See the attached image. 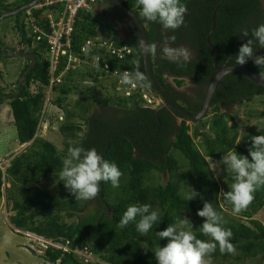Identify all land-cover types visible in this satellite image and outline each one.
I'll return each mask as SVG.
<instances>
[{
    "label": "trees",
    "instance_id": "16d2710c",
    "mask_svg": "<svg viewBox=\"0 0 264 264\" xmlns=\"http://www.w3.org/2000/svg\"><path fill=\"white\" fill-rule=\"evenodd\" d=\"M31 1L15 0L7 3V0H0V15ZM120 1L145 28L156 82L170 99L191 113L201 110L206 89L216 73L213 66L216 53L206 40L214 9L217 7L210 42L218 50V65L236 56L241 44L247 41V37L239 38L241 29L251 30L264 23L262 0H182L187 7L184 26L175 32L165 33L158 23L148 22L139 16L136 0ZM100 4L107 6L108 11L115 12L119 20L124 22L115 9L99 1L89 11L80 10L72 33L74 51L86 39L97 37L99 19L96 16L98 13L93 15V12ZM28 10L16 15L22 19H16L15 24L22 42L28 45L27 52L35 56L36 64L30 71H27L28 63L22 68L16 90L13 91V94L17 91L20 93L5 98L11 110L18 144L28 146L10 159L8 166H0V198L4 195L7 201L12 202L14 214L10 215L9 222L15 229L51 243L46 245L42 259L48 264H156L152 251L165 241H160L155 232L182 217L191 216L198 221V227L193 229L198 239L211 240V237L200 231L204 218L196 214L203 202L208 201L223 216L226 221L224 226L232 230L234 251L221 253L217 246L213 253L205 257L220 264H243L257 257L264 260V225L253 218L264 207V187L255 191L253 200L244 209L235 212L224 197L221 201L217 200L221 186L211 174L208 161L212 158L220 160L231 148L239 154L248 155L251 139L245 140L242 147L236 144L237 122L229 110L238 103L260 97L264 115V87L239 73L226 74L213 93L210 103L212 115L205 121L187 118L169 106L159 108L154 101L146 103L143 95L160 96L146 78L136 39L127 26L129 33L125 39L116 36L110 41L117 47L128 46L131 53L118 59L117 56L104 54L103 49L89 52L90 55L98 54L101 57L100 65L107 62L108 71L94 67L83 73L94 76L97 81L109 80L110 89L105 88L102 95L86 92L87 98L76 102L74 110H69L65 107V100L77 88L71 81L75 73L82 70L69 71L62 83L52 88L49 103L60 109L64 118L58 126L62 140V149H59L53 142L36 136L42 117L45 116L47 44L43 38L32 46V38H27L23 15ZM30 10L35 21L44 24L42 16L45 9ZM166 35H174L175 41L168 42ZM164 42L171 50L179 46L186 47L190 54L189 60L185 62L159 54V47ZM260 54H264V48H257L254 53ZM0 55L8 58L1 51ZM234 63V58H231L228 66ZM246 66L254 73L264 74V69H260L253 61L248 60ZM134 70L144 74V81L135 84L128 96L125 92L130 90L131 85L122 84V92L116 91L120 75L124 71ZM113 72L117 73L115 77ZM169 77L174 86L169 84ZM184 79L194 85V96L176 90L183 85ZM33 86L35 93L30 91ZM5 96L0 89V100ZM180 102L186 103V106ZM96 107L101 111L94 110ZM177 119H180L179 123ZM188 121L199 122L200 126L191 128ZM259 135H264V129L260 130ZM80 145L96 148L105 159L117 164L122 172L120 186L113 188L110 183L101 182L99 193L90 201L75 199L62 182H57L55 195L40 188L41 179L59 173L67 149ZM181 156L183 159H180ZM182 160L184 165L181 164ZM164 172L169 176L175 175V181L151 183L153 173L160 175ZM228 179L231 185V175ZM185 182L190 183L203 199L198 197L189 202L183 199L181 186ZM92 201L94 207L88 209ZM144 203L151 204L153 209L159 211L161 223L154 225L153 230L145 236L135 230L134 223L121 229L119 220L126 207ZM76 251L91 256L93 260L83 258Z\"/></svg>",
    "mask_w": 264,
    "mask_h": 264
},
{
    "label": "clouds",
    "instance_id": "9594fccd",
    "mask_svg": "<svg viewBox=\"0 0 264 264\" xmlns=\"http://www.w3.org/2000/svg\"><path fill=\"white\" fill-rule=\"evenodd\" d=\"M42 2L44 0L40 3ZM136 6L139 8L141 18L158 23L165 33L175 32L185 24L187 7L182 0H136ZM43 9L48 11L47 8ZM244 37L248 39L239 47L234 64H246L255 56L257 48H264V23L256 25L251 30L241 29L239 38ZM165 39L174 42L175 36L166 35ZM31 43L35 46L37 41L32 39ZM183 60L185 62L189 60L186 50L183 51ZM253 63L264 69V54L255 56ZM96 67L99 68V62ZM227 71L231 72V68ZM258 77L259 80H264V74L258 73ZM144 79V74L139 70L124 71L120 75V83L123 85L141 84ZM115 90L117 91V84ZM147 97L151 103L161 100V97L153 95ZM161 104L155 103L156 106ZM250 139L251 146L247 149V156L231 148L220 159L222 170L231 174L233 182L230 191L221 190L218 195H222L231 203L235 212L244 209L253 200L255 191L264 187V135L253 136ZM121 176L122 172L115 162L105 159L96 148H85L83 145L70 146L67 149V154L62 157L61 170L56 175L57 182H62L75 199L83 201H90L97 196L101 182L110 183L113 188H118ZM185 189L182 196L186 201H194L198 197L203 199L200 193L186 182ZM196 214L204 218L199 227L200 231L211 237V240L198 239L192 222L187 217H182L175 223H169L163 230L155 232L160 241H165L152 251L156 264H203V258L213 253L217 246L221 253L234 251L231 243L232 230L224 226L226 221L211 202L204 201ZM130 223H134L135 230L141 236H145L153 230L154 225L161 223V217L159 211L153 209L151 204H130L123 212L118 226L123 229Z\"/></svg>",
    "mask_w": 264,
    "mask_h": 264
},
{
    "label": "rangeland",
    "instance_id": "374dc122",
    "mask_svg": "<svg viewBox=\"0 0 264 264\" xmlns=\"http://www.w3.org/2000/svg\"><path fill=\"white\" fill-rule=\"evenodd\" d=\"M15 0H7V3L13 2ZM264 8V0L261 1ZM111 8V7H110ZM98 13V14H97ZM97 14V15H96ZM93 15H96L99 19V24L97 28V39L100 40H111L112 37H118L120 39H125L128 35L127 23L119 20L118 15L112 11L107 10V6L98 5L96 6ZM16 19H22V17L10 16L4 19H0V43L2 44L3 50H8L12 52L25 51L27 52L28 45L22 42L19 30L16 27ZM25 29L27 31V38L31 37L28 29V16L23 15ZM159 54L164 55L168 58H179L183 59V51L186 50L188 55V49L183 46L168 49V44L163 43L159 47ZM168 49V51H166ZM29 64V62L24 58L8 56V58L0 55V89L6 95L13 94L16 90L17 81L20 78V72L22 68ZM89 66L81 68L82 72H76L72 78V84L77 87L73 92L67 96L65 100V107L69 110L75 107V103L78 101H83L87 98V93L99 95L103 94L105 88H111L109 80L97 81L94 76H86L83 74L88 70ZM170 85L172 83L171 78H168ZM21 83V81H20ZM123 89V88H122ZM180 93L188 94L191 96L195 95L194 85L188 80L184 79V83L181 87L176 88ZM32 91V88H30ZM18 92V91H17ZM16 92V93H17ZM119 93H121L118 90ZM149 94V91H147ZM152 97V94H150ZM7 98V97H6ZM8 99V98H7ZM3 97L0 100V166H8L9 160L15 157V155L22 153L28 144L19 145L15 137V127L12 123V115L10 107L8 106V100ZM155 103H161V100H156ZM182 103V102H180ZM186 106V103H182ZM76 109V108H75ZM98 109L97 107L94 110ZM101 111V109H98ZM45 116L42 117V122L39 125L36 136L53 142L57 148L62 149L61 136L58 133L59 123L63 121V114L60 109L47 103L45 105ZM229 112L235 116V121L237 122L238 136L236 138V144L238 146H243V142L250 139L253 136H257L261 129H264V115L263 106L260 101V97H253L251 101H245L238 103L231 107ZM207 115V116H206ZM206 117L202 118V121L208 120L212 115V110L208 109ZM59 121V122H58ZM177 123L180 119L176 120ZM187 124L192 128L195 125L200 126V123H193L188 121ZM180 159H183L181 156ZM209 169L211 174L220 183V191L231 190L230 180L228 179L231 175L226 170H222L223 165L221 161L215 158L208 159ZM181 164L184 165L183 160ZM58 174H51L46 178L40 180L39 187L47 190L49 193L56 194V184ZM151 183H161L164 184L167 180L175 181L176 176H169L167 172L162 174L153 173L151 176ZM191 186L190 183H187ZM230 186V187H228ZM8 187V184L6 185ZM181 189L185 191V185L181 186ZM17 193V192H16ZM222 195L217 196V200H222ZM12 202L7 201L5 196L0 198V264H48L42 259V255L46 248V245L51 244L50 242L35 236L34 234L21 232L15 229L9 222L10 215L14 212L11 210ZM94 207V201L89 202L88 209ZM232 214V213H230ZM193 225V229L198 227V221L194 220L191 216H186ZM264 225V207L261 208L253 216ZM247 223L246 220H243ZM55 247H61L59 244H53ZM77 254L82 255L83 258L93 260L91 256L76 251ZM203 264H220L218 261H213L207 257L203 258ZM243 264H264V260L261 257L246 260Z\"/></svg>",
    "mask_w": 264,
    "mask_h": 264
},
{
    "label": "built area",
    "instance_id": "2783aa9c",
    "mask_svg": "<svg viewBox=\"0 0 264 264\" xmlns=\"http://www.w3.org/2000/svg\"><path fill=\"white\" fill-rule=\"evenodd\" d=\"M97 0H44L34 8L41 10L47 8L48 12L42 16L44 24H39L32 16V12L27 11L29 19L28 29L30 36L34 41L39 42L41 39L46 40L48 60V85L46 87L45 105L49 103L51 98V90L54 86L62 83L64 76L69 71L80 70L85 66L91 68L96 67L97 62L101 61L98 54L90 55L89 52L103 49L104 54L109 57L117 56L118 59L124 58L125 55L131 53V49L126 46H115L110 40H100L97 38H88L80 46L77 51L72 48V33L76 16L80 10L89 11ZM47 28V30L45 29ZM99 70L108 71L107 62L99 64ZM113 76L117 73L113 72ZM135 84L131 85L130 90L125 92L128 96L131 90L135 88ZM123 85L120 79L117 81V91L122 92ZM31 92H36L34 86ZM147 103H151L146 95H143Z\"/></svg>",
    "mask_w": 264,
    "mask_h": 264
},
{
    "label": "water",
    "instance_id": "95a60500",
    "mask_svg": "<svg viewBox=\"0 0 264 264\" xmlns=\"http://www.w3.org/2000/svg\"><path fill=\"white\" fill-rule=\"evenodd\" d=\"M41 1H43V0H33L30 3H27V4H25L19 8L12 9L9 11H5L4 13H2L0 15V19H4V18L10 17V16H16L18 13L36 6ZM98 1L101 3H105V4L109 5L110 7H112L113 9H115L116 12L125 20L127 25L130 27L131 31L133 32L134 37H135L136 42H137V45H138V48H139V51L141 53L143 69H144V73L146 75V78H147L150 86L161 97L162 104L160 105L159 108L169 106L187 118H190L192 120H199L206 115V112L208 110V107H209L210 101L212 99L213 93H214L218 83L220 82V80L226 74L232 73V72L233 73H239V74L245 76L246 78H248L251 82H253V83H255L261 87H264V80H259L258 74L251 71L246 66V64H244V65L235 64L233 66L227 65V61H229L231 58L235 59V56L228 58L224 64L217 65V61L219 58L218 50L210 42V35L215 28V12L217 9V7H216L212 13V16H211V21H212L211 29L208 32V34L206 35V40H207L208 45L216 53V57H215V60L213 62V66L216 70V73H215L213 79L211 80L210 84L208 85V87L206 89V93H205V97H204V100L202 103L201 110L197 113H191V112L185 110L177 102H174L172 99H170L167 96V94L161 89V87L159 86V84L155 80L154 73H153V67H152L150 45H149V41H148L146 31H145L143 24L138 20V18L130 10H128L125 7V5L120 0H98ZM0 50H1L2 54L5 56H12V57L21 56V57L27 58L29 61V66L27 68V71H30L34 67V65L36 64L35 56L31 53H28L25 51L12 52V51H8V50H3L2 48H0ZM255 56H263V54L262 55H255ZM255 56L253 58H250L249 60L253 61ZM229 68H231V72L227 71V69H229ZM19 93H20V91H18L17 93H14V94H9V95L5 96L4 98H6L8 96H15ZM157 111L158 110H156V113H157Z\"/></svg>",
    "mask_w": 264,
    "mask_h": 264
},
{
    "label": "flooded vegetation",
    "instance_id": "af4514ba",
    "mask_svg": "<svg viewBox=\"0 0 264 264\" xmlns=\"http://www.w3.org/2000/svg\"><path fill=\"white\" fill-rule=\"evenodd\" d=\"M0 51H1V50H0ZM229 61H230V60H229ZM229 61H227V65H228ZM225 62H226V61H225ZM225 62H224V63H225ZM224 63H222V64H224ZM222 64H221V65H222ZM217 65H218V61H217ZM230 66H232V65H230ZM211 100H212V99H211ZM210 103H211V101H210ZM160 104H161V103H160ZM234 106H235V105H234ZM231 107H233V106H231ZM208 109H210V104H209ZM207 111H208V110H207ZM206 113H207V112H206ZM204 117H205V116H204ZM204 117H202V118H204ZM202 118H201V119H202ZM201 119H199V120H201ZM195 121H198V120H195Z\"/></svg>",
    "mask_w": 264,
    "mask_h": 264
},
{
    "label": "crops",
    "instance_id": "0c3cea01",
    "mask_svg": "<svg viewBox=\"0 0 264 264\" xmlns=\"http://www.w3.org/2000/svg\"><path fill=\"white\" fill-rule=\"evenodd\" d=\"M48 11L46 10L45 13H47Z\"/></svg>",
    "mask_w": 264,
    "mask_h": 264
}]
</instances>
